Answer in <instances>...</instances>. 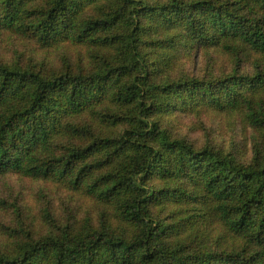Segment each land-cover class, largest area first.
Segmentation results:
<instances>
[{"label":"trees","instance_id":"16d2710c","mask_svg":"<svg viewBox=\"0 0 264 264\" xmlns=\"http://www.w3.org/2000/svg\"><path fill=\"white\" fill-rule=\"evenodd\" d=\"M0 30L87 54L59 71L0 60V176L101 207L0 264H264V0H0ZM200 50L255 72L168 76ZM205 107L258 133L249 162L171 136L168 116Z\"/></svg>","mask_w":264,"mask_h":264},{"label":"rangeland","instance_id":"374dc122","mask_svg":"<svg viewBox=\"0 0 264 264\" xmlns=\"http://www.w3.org/2000/svg\"><path fill=\"white\" fill-rule=\"evenodd\" d=\"M181 60L168 76L214 78L234 70L254 73L252 59L238 64L230 55L215 50L194 51ZM87 59L85 49L68 44L49 49L36 38L0 30V60H20L28 67L35 65L45 71H59L64 62L76 68ZM85 61L84 63H86ZM172 137L186 139L196 148L207 145L231 152L239 160L249 162L258 133L240 116L221 113L205 107L197 113L175 112L166 119ZM98 201L84 193L67 191L53 182L34 180L17 174L0 176V251H5L26 234L35 238L49 235L56 226L87 217L99 221ZM48 213L58 225H52ZM19 235L18 239L14 235ZM16 236V237H17Z\"/></svg>","mask_w":264,"mask_h":264}]
</instances>
